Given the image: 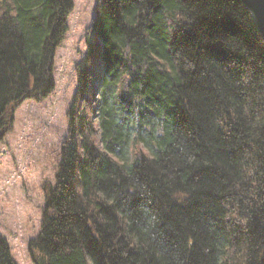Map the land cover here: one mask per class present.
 I'll use <instances>...</instances> for the list:
<instances>
[{"label": "trees", "instance_id": "1", "mask_svg": "<svg viewBox=\"0 0 264 264\" xmlns=\"http://www.w3.org/2000/svg\"><path fill=\"white\" fill-rule=\"evenodd\" d=\"M34 264H264V38L241 0H97ZM73 0H0V144L55 89ZM0 264H17L0 236Z\"/></svg>", "mask_w": 264, "mask_h": 264}, {"label": "rangeland", "instance_id": "2", "mask_svg": "<svg viewBox=\"0 0 264 264\" xmlns=\"http://www.w3.org/2000/svg\"><path fill=\"white\" fill-rule=\"evenodd\" d=\"M73 4L69 31L54 59V93L42 103L24 101L15 112L12 133L0 144V236L8 241L17 264H34L28 244L41 228V188L55 181L78 86L75 67L89 51L86 31L96 19L97 0Z\"/></svg>", "mask_w": 264, "mask_h": 264}, {"label": "water", "instance_id": "3", "mask_svg": "<svg viewBox=\"0 0 264 264\" xmlns=\"http://www.w3.org/2000/svg\"><path fill=\"white\" fill-rule=\"evenodd\" d=\"M252 13L257 28L264 38V0H241Z\"/></svg>", "mask_w": 264, "mask_h": 264}]
</instances>
